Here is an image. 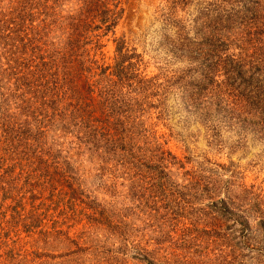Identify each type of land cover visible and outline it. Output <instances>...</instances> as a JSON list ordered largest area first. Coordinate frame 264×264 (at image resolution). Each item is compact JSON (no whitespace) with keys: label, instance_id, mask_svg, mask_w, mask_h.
<instances>
[{"label":"rangeland","instance_id":"rangeland-1","mask_svg":"<svg viewBox=\"0 0 264 264\" xmlns=\"http://www.w3.org/2000/svg\"><path fill=\"white\" fill-rule=\"evenodd\" d=\"M20 3L0 0V264H264L257 225L264 216V143L250 135L239 139L224 124L211 130L185 102L197 59L183 44L201 39L200 25L209 32L206 19L224 14L231 0H120L121 16L113 32L101 35L95 57L113 64L121 37L141 55L143 73L161 87L126 110L125 130L110 117V131L119 136L113 150L104 139L86 144L75 127L33 111L40 103L24 83L17 88V75L7 73L10 48L2 35L22 12ZM74 7L65 1L57 10ZM242 29L235 21L218 31L233 39L227 52L239 50L235 38ZM8 123L15 131L20 124L44 129L42 143L33 146L45 158L59 152L57 162H69L72 194L64 181L52 195L34 191L36 158L7 139ZM157 144L174 156L164 163L171 171L165 178L162 172L155 177ZM201 175L248 189L245 203L232 213L235 220L213 211L208 195L194 191ZM242 216L248 229L242 230Z\"/></svg>","mask_w":264,"mask_h":264},{"label":"trees","instance_id":"trees-1","mask_svg":"<svg viewBox=\"0 0 264 264\" xmlns=\"http://www.w3.org/2000/svg\"><path fill=\"white\" fill-rule=\"evenodd\" d=\"M65 1H73L76 7L65 13L57 10ZM21 2L22 12L2 35L10 48L9 54L5 53L7 73L17 75V88L24 83L40 103L33 106V111L38 109L42 117L51 121H62L65 128L75 127L86 144L97 146L104 139L111 144V150L115 149L119 136L115 128L114 134L110 131V117L125 130L128 122L121 116L125 117L126 110H132L142 100L147 102L152 91L161 87L155 76L143 73L141 55L125 45L121 37L117 38L113 64H104L95 57L97 48L102 46L101 35L113 32L121 16L120 0ZM222 13L206 19L211 26L209 32H204L207 28L200 25L201 39L183 44L191 46L189 51L193 53L188 55L197 59L193 67L195 78L185 90V102L211 130L224 124L239 139L250 135L264 143V0H231L230 8ZM235 21L243 25L242 33L235 38L239 40L237 53L227 52L233 39L218 32L228 29ZM55 30L60 32L48 38ZM137 95L141 97L138 99ZM30 106L32 103H27ZM21 126L15 131L8 123L7 139L15 140L19 151L36 158L38 173L33 178L34 191H48L52 195L57 182L64 181L62 185L68 186L72 194L76 181L69 162L66 159L57 162V156L63 157L59 152H49L50 157L45 158V151L33 146L41 144L44 138V129L39 124L23 129ZM155 149L153 156L158 160L153 166L155 177L159 178L162 172L161 177L165 178L171 171L164 169L167 167L164 163L174 156L158 144ZM192 187L208 195L207 205L225 219H233L234 209L245 203L248 190L245 187L234 190L229 182L221 185L202 175ZM220 189L224 190L223 196H217ZM238 219L242 230L249 228L247 218ZM257 225L264 238V216L257 219Z\"/></svg>","mask_w":264,"mask_h":264}]
</instances>
